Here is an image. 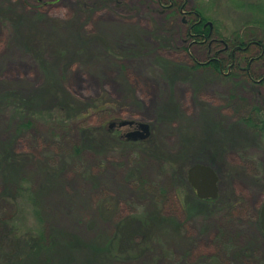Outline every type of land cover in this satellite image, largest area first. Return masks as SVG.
Returning <instances> with one entry per match:
<instances>
[{"label": "rangeland", "instance_id": "rangeland-1", "mask_svg": "<svg viewBox=\"0 0 264 264\" xmlns=\"http://www.w3.org/2000/svg\"><path fill=\"white\" fill-rule=\"evenodd\" d=\"M246 1L256 0H186L176 11L167 0H0V92L39 101L16 134L28 115L0 104V142L15 136L44 230L96 248L114 240L108 264H264V135L242 120L264 111V64L251 63L257 82L193 68L208 43L186 33L193 4L228 35L259 12ZM94 100L106 111H86ZM114 119L148 124L155 145L116 143ZM91 128L93 141L81 136ZM196 162L217 171L216 201H193L184 175ZM22 206L20 232L34 231ZM142 242L151 248L125 259Z\"/></svg>", "mask_w": 264, "mask_h": 264}, {"label": "trees", "instance_id": "trees-1", "mask_svg": "<svg viewBox=\"0 0 264 264\" xmlns=\"http://www.w3.org/2000/svg\"><path fill=\"white\" fill-rule=\"evenodd\" d=\"M197 1L199 0H196V2ZM167 2H172L174 10L176 11L182 9L186 4V0H179V2L167 0ZM246 2L249 6L256 3L255 8L259 12L261 11V7L264 6V0L252 1L253 3L250 1ZM189 13L192 14V20L190 24L187 25V36L190 39L205 44L211 38L226 41L229 44L230 51L223 61L231 65L230 76H233L236 71H242L241 73L247 80H252L254 82V73L251 69L252 61L260 60L264 64V12L260 14L257 13L254 17L243 18L241 27L236 28L228 35L222 34L219 28L216 27L213 22L209 21L211 18L206 15L204 9L202 7L200 8L198 4H193ZM208 22L212 24V30H210L207 24ZM251 54H254V58H251ZM223 61H220L221 64ZM219 66V61L214 60L205 63H195L193 68L207 67L219 73ZM233 71L235 72L233 73ZM258 82L264 85V75L258 78ZM56 85V82H54V84L46 83V86H50L49 88L51 90L55 89V92L53 91L54 94H58V86ZM0 104L8 108H13L14 106V108L11 109L12 115L19 112L23 114V116L28 115V117H26V122L17 124L15 128L16 134L17 131L20 132L23 128L30 127L29 121L35 116L34 111L38 108L39 101L36 99L33 100L32 98L24 99L17 91L9 90L0 92ZM17 104L19 106H17ZM104 104L105 103H101L98 100H94V103L88 106L89 108H86V111L104 112L106 111ZM35 105L37 106L36 109L34 108ZM60 105L62 106L60 107L62 110L69 109V106H65L64 104ZM254 109H256L255 117L247 115L246 118H242L243 123L246 124L247 127L250 126L256 134L264 135V111L258 110L257 108ZM73 110L75 111V108H73ZM68 115L66 116L67 119L80 116L79 112ZM59 118H61V116ZM100 130L103 133V129ZM96 132L97 130L92 128L90 130H83L81 136L93 141L97 139L94 136ZM107 133L110 137H114L116 143L126 144L119 138L113 136V133L106 131V134ZM14 139L15 136L9 138L7 141L0 142V264H64L68 261H72L74 264L111 263L115 257V253L111 250L115 247V245L113 246L115 243L114 240L110 239L107 241L106 245L103 246L100 244L98 248H96L94 239L89 242H82L80 240L72 241L68 238L69 236L61 231L53 228L44 230L45 228L43 227V220L41 217L42 213L40 212L41 201H36L40 193H35L31 190L29 179L21 170L22 160L12 148ZM141 143L148 144L149 146L155 145L151 139L148 142H140V144ZM75 150L78 151L79 148L77 147ZM17 200L22 201L21 204L19 203L20 207L18 211ZM23 202L32 209L37 223L34 220L36 224L34 231L26 230L24 233H21V227L16 222L20 220V216L25 211V208L22 206ZM165 221L168 220H164V222ZM147 223L148 220L146 224ZM145 228L151 230L153 228V223L150 221ZM219 239L220 238L217 240ZM143 242L137 247V252L133 253L134 257L128 256L125 259L131 258L129 260H132L141 256L148 248H151L152 245L147 246ZM216 243L219 244V241H216ZM111 244L112 247L110 248ZM247 251L248 249H243L242 252L240 250L239 256L241 257V253L242 255L248 256ZM150 257V262L153 264L156 258L154 259L151 255ZM253 261L255 262V258ZM254 264H256V262Z\"/></svg>", "mask_w": 264, "mask_h": 264}, {"label": "flooded vegetation", "instance_id": "flooded-vegetation-1", "mask_svg": "<svg viewBox=\"0 0 264 264\" xmlns=\"http://www.w3.org/2000/svg\"><path fill=\"white\" fill-rule=\"evenodd\" d=\"M169 6L172 7L173 3L169 2ZM173 8V7H172ZM184 23H186V21H184ZM187 25H189L190 23H186ZM210 27V30H212V24L210 22L207 23ZM191 40V42L193 43H199L201 44L202 42H198L196 40L193 39H189ZM208 50H209V57L205 62H209V61H214V60H218L219 61V73L216 72L217 74H221L223 77H229L230 76V71H231V65H229L228 63H226L225 61H223V59L226 57L227 53L230 51V47L229 44L222 40V39H217V38H211L210 40H208ZM220 61H223V63L221 64ZM203 62V63H205ZM226 69V72H224L223 70ZM254 82H257L256 80ZM122 121H131V120H123V119H114L111 120L108 124V131L110 133H113L115 137L119 138L120 140H122L123 142L130 143V144H134V143H140L143 141L148 142L151 139V132H150V126H149V136L146 140H130V139H126L125 138V134L127 132L133 131L137 129V122L135 121H131V125H123L120 126L119 123ZM111 124H113L111 126ZM126 129V130H124ZM152 140V139H151ZM213 168V167H212ZM214 169V168H213ZM216 175H217V193H216V197L215 198H199L196 195L195 190L191 187L190 183L187 180V171L186 174L184 175V179L186 181V184L188 185V188L190 189V192L192 195H194V200L193 201H216L219 198V176L217 171L214 169ZM260 214V211H259ZM259 221H260V216H259ZM260 224V222H259ZM262 232V231H261Z\"/></svg>", "mask_w": 264, "mask_h": 264}, {"label": "water", "instance_id": "water-1", "mask_svg": "<svg viewBox=\"0 0 264 264\" xmlns=\"http://www.w3.org/2000/svg\"><path fill=\"white\" fill-rule=\"evenodd\" d=\"M131 121H122L120 126L131 125ZM137 129L127 132L126 139L146 140L149 136V126L146 123H137ZM113 124H111L112 126ZM187 180L199 198H215L217 193V175L211 165L196 162L187 169ZM260 229L264 234V200L260 208Z\"/></svg>", "mask_w": 264, "mask_h": 264}]
</instances>
